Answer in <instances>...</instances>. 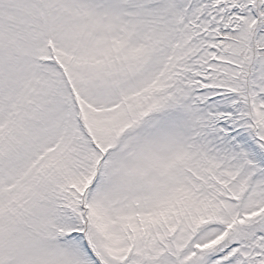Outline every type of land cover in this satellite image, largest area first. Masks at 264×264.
<instances>
[{
    "label": "snow or ice",
    "instance_id": "1",
    "mask_svg": "<svg viewBox=\"0 0 264 264\" xmlns=\"http://www.w3.org/2000/svg\"><path fill=\"white\" fill-rule=\"evenodd\" d=\"M0 264H264V0H0Z\"/></svg>",
    "mask_w": 264,
    "mask_h": 264
}]
</instances>
